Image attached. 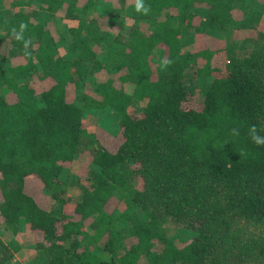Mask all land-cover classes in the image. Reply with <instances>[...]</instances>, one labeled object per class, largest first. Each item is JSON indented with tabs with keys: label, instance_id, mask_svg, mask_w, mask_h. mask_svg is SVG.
<instances>
[{
	"label": "trees",
	"instance_id": "1",
	"mask_svg": "<svg viewBox=\"0 0 264 264\" xmlns=\"http://www.w3.org/2000/svg\"><path fill=\"white\" fill-rule=\"evenodd\" d=\"M134 4L0 0V264H264V0Z\"/></svg>",
	"mask_w": 264,
	"mask_h": 264
},
{
	"label": "clouds",
	"instance_id": "2",
	"mask_svg": "<svg viewBox=\"0 0 264 264\" xmlns=\"http://www.w3.org/2000/svg\"><path fill=\"white\" fill-rule=\"evenodd\" d=\"M134 8L137 13H140L143 15H148L150 12V7L145 4V0H135ZM25 27H26L25 25L21 24L20 26L21 32L24 31ZM16 39L20 40L22 39V36L16 35ZM233 132L234 134H238L237 130L235 129L233 130ZM250 132H251L252 141L258 146H264V136H260L257 134V130L255 126L251 128Z\"/></svg>",
	"mask_w": 264,
	"mask_h": 264
},
{
	"label": "rangeland",
	"instance_id": "3",
	"mask_svg": "<svg viewBox=\"0 0 264 264\" xmlns=\"http://www.w3.org/2000/svg\"><path fill=\"white\" fill-rule=\"evenodd\" d=\"M252 33H250V32H248V31H242L241 33H240V35L241 36H238V39H241V40H243L244 39V37H248L249 35H251ZM253 35V34H252ZM87 122H89V121H87ZM92 126L89 128V130L91 131V132H95V130L97 129V127H98V125H96V124H98V123H96L95 121H93L92 123ZM98 130V129H97ZM110 132V131H109ZM97 133H98V136L102 139L103 137H105V134L107 133L106 132V130H104V129H100V130H98L97 131ZM29 190L30 191H33V187H30L29 188ZM26 239V238H25ZM22 241V244L25 246V244H28L29 242H28V239H26L25 241L22 239L21 240ZM26 247V246H25ZM24 258H29V253H25V256H24ZM30 260V258L28 259V261ZM32 260V259H31ZM17 262V263H16ZM15 263L16 264H23V258H21V257H18V256H16V259H15Z\"/></svg>",
	"mask_w": 264,
	"mask_h": 264
}]
</instances>
